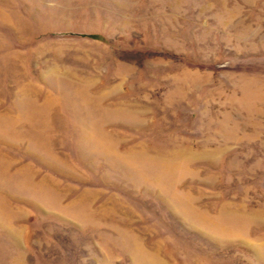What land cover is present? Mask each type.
Here are the masks:
<instances>
[{"label": "rangeland", "instance_id": "obj_1", "mask_svg": "<svg viewBox=\"0 0 264 264\" xmlns=\"http://www.w3.org/2000/svg\"><path fill=\"white\" fill-rule=\"evenodd\" d=\"M0 264H264V0H0Z\"/></svg>", "mask_w": 264, "mask_h": 264}]
</instances>
